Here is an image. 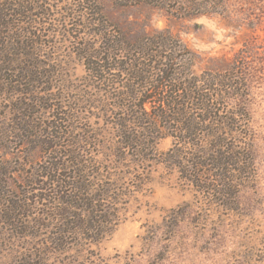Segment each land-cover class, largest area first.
<instances>
[{"label": "rangeland", "instance_id": "obj_1", "mask_svg": "<svg viewBox=\"0 0 264 264\" xmlns=\"http://www.w3.org/2000/svg\"><path fill=\"white\" fill-rule=\"evenodd\" d=\"M31 1L37 3L30 7L31 18L21 19L17 31L29 34L22 37L28 45L34 46L35 39L41 45L34 47V54L47 71L49 100L37 118L52 131L45 128L49 138L44 147L26 144V139L42 141L33 137V129L27 135L19 130L17 138L24 139L15 137L17 147L0 152V170L7 173L5 179L0 174L5 183V194H0V264H264V0H161L159 9L151 0H146L148 5L94 0L106 20L129 36L166 33L179 41L194 55L196 76L219 74L240 83L224 106L230 111L244 106L253 169L234 200L203 195L181 179L164 162L172 150L169 138L147 151L145 160L121 150L118 114H105L101 108H108L106 102L111 104L116 95L106 97L81 60L82 44L98 43L85 31L93 17L82 18V0ZM5 2L17 5L20 0ZM187 6L192 8L185 10ZM112 74V89L131 83ZM189 150L186 154L195 157ZM67 152L83 153L85 166L102 175L100 183L96 178L94 182L110 185L111 198L118 193L121 198L115 222L98 242L77 239L65 252H54L48 238L56 223L49 205L36 204L34 196L40 195L42 183L52 181L47 173L57 164L76 165Z\"/></svg>", "mask_w": 264, "mask_h": 264}, {"label": "trees", "instance_id": "obj_2", "mask_svg": "<svg viewBox=\"0 0 264 264\" xmlns=\"http://www.w3.org/2000/svg\"><path fill=\"white\" fill-rule=\"evenodd\" d=\"M5 1L0 0L2 153L17 147L13 140L19 130L27 135L33 129V137L42 141L26 139V144L40 143L44 147L48 146L45 139L49 138L46 129L52 131V127H45L44 121L37 118L46 111L44 104L49 100L45 86L48 84L47 71L42 69L39 54H34V47L41 45L35 38L34 46L28 45L22 37L29 34L21 31V36L17 31L23 24L21 19L29 21L30 7H36L37 3L20 0L13 5ZM124 1L148 5L146 0ZM150 3L154 8H162L161 0ZM81 6L85 11L82 18H94L86 21V28H91L85 31L98 41L97 45L83 41L81 60L91 81L101 85L106 97L111 96V92L116 95L111 104L106 102L108 108L100 106L105 114L110 111L118 114L120 149L132 150L134 157L145 160L147 151L158 141L169 138L172 150L165 155L164 162L175 168L181 179L203 195L234 200L238 189L251 180L253 169L252 139L244 106L239 105L233 111L224 106L228 97L241 89L240 83L219 74L204 72L196 76L192 72L194 55L168 34L129 36L106 20L96 9L94 0H82ZM191 8L187 6L185 10ZM112 72L128 77L131 83L121 89L115 90V86L112 89L111 83L115 82L110 81ZM33 120L40 125L33 127ZM21 138L24 139L22 136L17 139ZM189 149L194 151L195 157L186 154ZM48 150L51 153V148ZM124 154L121 153V157ZM82 155L67 152L66 156L76 165L57 164L55 170L47 173L48 176L52 174V181L42 183L40 195L34 196L36 204L49 205L47 210L52 212L51 218L56 223L55 231L48 238L54 252H65L77 239L98 242L115 222V206L121 195L118 193L116 199H112L114 192L110 185L98 186L94 182L96 178L100 183L102 175L93 173L92 163L90 168L85 166L87 161ZM0 174L3 179L7 176L1 170ZM4 184L0 182L1 196L5 194Z\"/></svg>", "mask_w": 264, "mask_h": 264}]
</instances>
